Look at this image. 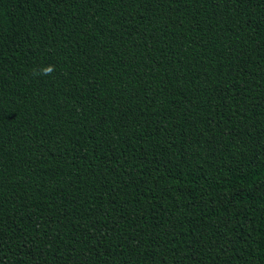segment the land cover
<instances>
[{"label":"trees","instance_id":"obj_1","mask_svg":"<svg viewBox=\"0 0 264 264\" xmlns=\"http://www.w3.org/2000/svg\"><path fill=\"white\" fill-rule=\"evenodd\" d=\"M0 264H264V0H0Z\"/></svg>","mask_w":264,"mask_h":264},{"label":"clouds","instance_id":"obj_2","mask_svg":"<svg viewBox=\"0 0 264 264\" xmlns=\"http://www.w3.org/2000/svg\"><path fill=\"white\" fill-rule=\"evenodd\" d=\"M53 70H54V66H49L44 71L47 74V73H51Z\"/></svg>","mask_w":264,"mask_h":264}]
</instances>
